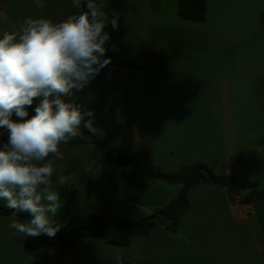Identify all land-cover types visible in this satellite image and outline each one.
Listing matches in <instances>:
<instances>
[{
	"label": "crops",
	"instance_id": "obj_1",
	"mask_svg": "<svg viewBox=\"0 0 264 264\" xmlns=\"http://www.w3.org/2000/svg\"><path fill=\"white\" fill-rule=\"evenodd\" d=\"M178 1L109 0V17L119 14L118 29H105L111 63L72 99L94 112L86 119L106 145L145 151L164 171L202 160L262 189L264 152L254 147L264 145V0H207L203 20L181 17ZM43 3L0 0V13L7 15L0 37L27 17L59 22L78 11L72 0ZM80 130L95 136L83 124ZM60 150L64 159L54 160L53 180L61 170L72 175L66 186L54 184L62 200L56 219L66 229L103 208L140 221L182 188L116 163L93 142ZM188 199L176 231L157 224L128 245L82 236L65 250L55 241L31 248L28 237L9 227L12 214L0 213V264H117V255L124 264H264L263 200L232 201L206 181L192 186ZM0 206L7 208L2 200Z\"/></svg>",
	"mask_w": 264,
	"mask_h": 264
},
{
	"label": "clouds",
	"instance_id": "obj_2",
	"mask_svg": "<svg viewBox=\"0 0 264 264\" xmlns=\"http://www.w3.org/2000/svg\"><path fill=\"white\" fill-rule=\"evenodd\" d=\"M34 4L45 6L43 0ZM72 4L78 11L59 22L30 16L0 37V136L7 134V142L0 143V200L12 210L14 235L56 236L63 225L56 219L62 200L54 184L66 186L72 175L61 170L53 180L54 160L64 159L61 145L74 139L91 143L82 124L92 135L101 134L86 119L94 112L72 98L111 63L105 56L111 39L105 29L109 24L118 29L119 14L113 11L109 17V0ZM0 19L6 21L7 15L0 13ZM36 100L35 114L29 117ZM254 151L264 152V145L257 144ZM19 213L30 219L21 221ZM115 260L124 264L119 255Z\"/></svg>",
	"mask_w": 264,
	"mask_h": 264
},
{
	"label": "trees",
	"instance_id": "obj_3",
	"mask_svg": "<svg viewBox=\"0 0 264 264\" xmlns=\"http://www.w3.org/2000/svg\"><path fill=\"white\" fill-rule=\"evenodd\" d=\"M207 0H179L178 13L181 17L192 20H203L206 17ZM29 117H31L30 108ZM15 117V116H14ZM105 155L121 165L131 166L145 176L164 181L169 184H181L179 194L171 199L164 207L156 208L151 214L140 221H131L116 211L103 208L99 212H88L81 223L74 228L61 227L54 238L46 235L28 237L27 242L31 248H39L55 241L61 250L73 248L79 237H103L107 242L128 245L134 235L144 236L157 224H164L171 231H176L179 223L189 208L188 192L195 184L206 181L212 185L223 188L232 201L249 202L251 200L264 201V188L258 189L256 183L248 180L240 181L236 175L219 174L205 161L197 160L184 164L178 169L164 171L153 164L149 154L145 151L125 153L120 148L109 146L96 136H90ZM88 142L83 139H74L69 143ZM0 213L10 215L12 210L0 206ZM18 216L27 221L30 217L26 213ZM35 264H45L36 262Z\"/></svg>",
	"mask_w": 264,
	"mask_h": 264
}]
</instances>
